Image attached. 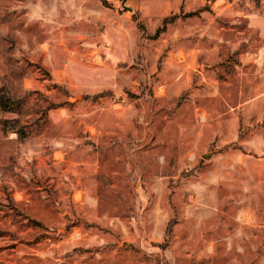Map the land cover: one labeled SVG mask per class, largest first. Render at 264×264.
<instances>
[{
    "label": "rangeland",
    "instance_id": "1",
    "mask_svg": "<svg viewBox=\"0 0 264 264\" xmlns=\"http://www.w3.org/2000/svg\"><path fill=\"white\" fill-rule=\"evenodd\" d=\"M0 101V264H264V0H0Z\"/></svg>",
    "mask_w": 264,
    "mask_h": 264
},
{
    "label": "trees",
    "instance_id": "2",
    "mask_svg": "<svg viewBox=\"0 0 264 264\" xmlns=\"http://www.w3.org/2000/svg\"><path fill=\"white\" fill-rule=\"evenodd\" d=\"M101 2H102L103 5L106 4V0H101ZM166 23H167V22L164 20L163 23H162V27H161V28H158V29L156 30V34L163 30V28L165 27V24H166ZM0 105L3 106V105H5V103L0 101ZM7 123H8L7 120H4V121H3V129H4L5 131H6V130H12V131H14V132L17 134L18 137H20V138L23 137V132H22L21 130H19V129H14V126H13V125H12V126H9V125H7Z\"/></svg>",
    "mask_w": 264,
    "mask_h": 264
},
{
    "label": "water",
    "instance_id": "3",
    "mask_svg": "<svg viewBox=\"0 0 264 264\" xmlns=\"http://www.w3.org/2000/svg\"><path fill=\"white\" fill-rule=\"evenodd\" d=\"M128 8V7H127ZM128 9H130V8H128Z\"/></svg>",
    "mask_w": 264,
    "mask_h": 264
}]
</instances>
